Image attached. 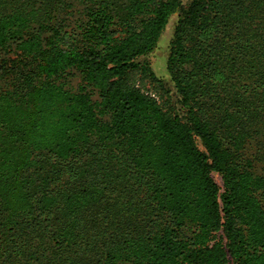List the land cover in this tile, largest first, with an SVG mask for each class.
I'll list each match as a JSON object with an SVG mask.
<instances>
[{
  "label": "trees",
  "instance_id": "1",
  "mask_svg": "<svg viewBox=\"0 0 264 264\" xmlns=\"http://www.w3.org/2000/svg\"><path fill=\"white\" fill-rule=\"evenodd\" d=\"M0 264H264V0H0Z\"/></svg>",
  "mask_w": 264,
  "mask_h": 264
},
{
  "label": "rangeland",
  "instance_id": "2",
  "mask_svg": "<svg viewBox=\"0 0 264 264\" xmlns=\"http://www.w3.org/2000/svg\"><path fill=\"white\" fill-rule=\"evenodd\" d=\"M191 0H183L184 4L189 3ZM178 20V13L174 14L170 20L169 25L167 26L163 36L160 39V42L157 48L149 54L147 57H143L141 60L143 62L147 61L150 64V67L154 73L160 77L167 88L170 90V93L175 102L178 100V95L176 92L175 82L168 70V59L170 53V43L173 38L175 27ZM77 79H74V82L77 83ZM215 178L222 183L221 176L216 173Z\"/></svg>",
  "mask_w": 264,
  "mask_h": 264
}]
</instances>
